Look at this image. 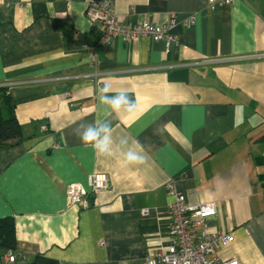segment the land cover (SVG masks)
I'll use <instances>...</instances> for the list:
<instances>
[{"label": "crops", "instance_id": "obj_1", "mask_svg": "<svg viewBox=\"0 0 264 264\" xmlns=\"http://www.w3.org/2000/svg\"><path fill=\"white\" fill-rule=\"evenodd\" d=\"M99 1L127 24L174 18L178 44H100L85 15ZM104 85L127 92L134 110L102 103ZM0 86L22 134L0 147V217L14 220V264L38 255L141 264L168 242L170 182L193 205L217 203L205 230L233 240L210 258L264 264V0H0ZM105 123L110 155L80 139ZM129 150L143 163L125 166ZM94 172L109 176L96 193ZM73 182L88 208L68 202Z\"/></svg>", "mask_w": 264, "mask_h": 264}, {"label": "built area", "instance_id": "obj_2", "mask_svg": "<svg viewBox=\"0 0 264 264\" xmlns=\"http://www.w3.org/2000/svg\"><path fill=\"white\" fill-rule=\"evenodd\" d=\"M233 0H208L209 5L216 3L231 4ZM85 15L92 23L98 34L100 44L109 43L119 36L125 41L138 37H150L163 44L165 51L178 44V37L171 30L176 24L174 18L166 24H153L148 21H138L135 24L123 23L114 13L109 1L92 2L85 10ZM194 15H189L184 24L191 25ZM45 129V125L41 126ZM88 185L92 193L106 189L109 176L104 172H94L88 177ZM173 199L167 207L170 217L169 239L165 244L157 247L153 253L146 255L141 264H235V261H223L210 258L221 245L230 243L233 236L225 231L207 232L206 221L217 214L218 205L215 201L193 205L184 194L179 192L173 182L167 184ZM66 197L70 204L88 208L91 203L87 199V191L81 183L73 182L66 187ZM147 212L145 209L142 213ZM200 225L201 230L195 226ZM4 262L14 264L15 254L8 252L3 256ZM120 264H125L121 261Z\"/></svg>", "mask_w": 264, "mask_h": 264}, {"label": "trees", "instance_id": "obj_3", "mask_svg": "<svg viewBox=\"0 0 264 264\" xmlns=\"http://www.w3.org/2000/svg\"><path fill=\"white\" fill-rule=\"evenodd\" d=\"M22 140L21 126L17 120L9 95L4 87L0 86V147L16 145ZM12 252L16 259L20 258L16 250L15 224L13 217H0V264L4 262L3 256ZM30 264H58L56 261L36 256Z\"/></svg>", "mask_w": 264, "mask_h": 264}, {"label": "clouds", "instance_id": "obj_4", "mask_svg": "<svg viewBox=\"0 0 264 264\" xmlns=\"http://www.w3.org/2000/svg\"><path fill=\"white\" fill-rule=\"evenodd\" d=\"M99 99L102 103H107L114 111H119L122 107L126 111L131 112L135 108L134 102L130 99L129 94L121 91L114 95H109V86L104 85L100 90ZM82 143L90 144L92 148L101 155L111 154V127L110 124L105 123L100 127L89 126L80 137ZM127 140H121V144H126ZM144 161L143 156L129 150L124 154L123 163L127 165H138Z\"/></svg>", "mask_w": 264, "mask_h": 264}]
</instances>
